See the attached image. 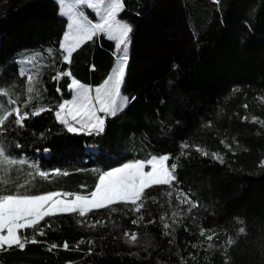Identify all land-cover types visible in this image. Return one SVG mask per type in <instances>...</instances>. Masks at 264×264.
<instances>
[{
    "label": "trees",
    "instance_id": "obj_1",
    "mask_svg": "<svg viewBox=\"0 0 264 264\" xmlns=\"http://www.w3.org/2000/svg\"><path fill=\"white\" fill-rule=\"evenodd\" d=\"M118 18L133 27L121 92L135 99L115 116L102 114L104 132H69L54 111H46L24 127L9 123L0 142L13 158L27 161L18 183L29 181L20 189L29 194L87 195L107 169L162 154L179 157V183L146 190L156 200L149 199L140 213L117 204L116 212L56 216L47 235L37 237L41 243L0 253V264H224L226 256L230 264H264V125L251 120H264V0H124ZM65 25L56 0H0V87H13L26 98V76L18 69L39 73L34 87L40 95L24 110L55 109L70 98L71 77L53 79L60 71L96 86L113 67L115 44L105 35L83 43L70 64L63 61L59 41ZM183 142L190 147L182 149ZM196 146L219 153L224 162ZM56 169L69 175H56ZM37 170L50 177L35 175ZM178 189L190 193L199 207L189 213L187 204H178ZM168 191L171 197L164 195ZM176 211L181 215L174 218ZM138 215L144 222L133 225ZM95 221L101 223L87 226ZM241 226L245 234H238ZM201 228L219 235L208 241ZM125 232L137 233V242L129 243ZM229 236L235 241L231 246ZM64 241L68 250L48 251L47 245ZM209 243L215 248L206 250Z\"/></svg>",
    "mask_w": 264,
    "mask_h": 264
},
{
    "label": "snow or ice",
    "instance_id": "obj_2",
    "mask_svg": "<svg viewBox=\"0 0 264 264\" xmlns=\"http://www.w3.org/2000/svg\"><path fill=\"white\" fill-rule=\"evenodd\" d=\"M59 3L61 5L60 15L68 18L67 30L59 45L62 60L70 64L73 52L83 43L92 41L98 35H105L115 44L116 51L113 55L116 58V63L109 76L95 88L94 97L91 95L92 87L72 76L71 71L58 72L53 77L54 80L58 81L61 77H71V83L67 87L75 93L72 99L64 100L55 109L48 105L33 106L31 112L24 109L40 95L39 90L34 87V81L38 83L39 73L36 71L26 75L21 72L20 75H26L27 80L26 92L28 95L26 98L22 99L21 96L17 95L13 87H0V131L6 130L9 123L24 127L27 119L46 111H54L57 121L65 125L69 132H86L88 135L101 134L105 130V118L98 113H103L105 117L115 116L123 111L131 100L135 99V97L123 96L121 92L129 61V45L133 32L131 24L118 19L119 13L124 9V0H59ZM82 5H86L95 11L99 18L98 22H92L83 11H79V6ZM48 52L51 54L52 49H49ZM38 58L39 54L33 56L32 60L37 61ZM92 70H95L94 65H92ZM60 91L61 89L58 87L57 92ZM233 91H238V89ZM21 104L24 105L23 108ZM244 107L247 108L248 106L244 105ZM243 119H248V117ZM251 120L253 123L264 125V120L255 116L251 117ZM211 124L212 122L209 121L208 126ZM221 143L224 144L225 141L222 140ZM226 146L231 150V145ZM181 147L188 149L190 145L188 142H183ZM196 150L204 155H212L221 163L224 162L223 156L219 153H208L199 146H196ZM170 160L173 162L168 164ZM178 161L179 157L174 158L171 154H162L151 156L146 160L126 163L122 167L102 172L98 175L94 189L88 195L61 191L29 194L27 191L21 192L20 189L28 188L30 182L26 180L23 183H18L19 173L22 171L21 166L26 165L27 161L23 158H13L7 147L0 142V253L8 252L13 248L24 251L29 244L41 243L37 237L46 236V229L51 230L53 228L50 221L59 215L70 214L84 218L88 213L99 209H109L111 212H116L118 209L114 205L117 204L130 207V210L140 213L146 208V202L149 199L156 200L154 196L149 197L146 190L154 186L172 187L174 183L178 185L179 181L175 175L179 167ZM261 166H264V161H261ZM146 167H149L150 170L146 171ZM54 171L56 175H69L68 172H61L59 169ZM26 175L34 179L32 172H28ZM35 175L44 179L50 177V173L42 170H37ZM84 187L85 185H81V188ZM5 192L9 194H5ZM164 195L171 197L173 193L168 191ZM61 197L64 198L61 199ZM176 200L180 205L187 204L189 213L199 207V203L191 199V194L182 189L176 191ZM180 215L179 211L172 213L174 218ZM160 220L163 222L164 217L161 216ZM143 222V215H138L136 219L132 220L133 225ZM238 222L241 225L244 223L243 221ZM76 223L82 225L84 220L78 219ZM100 223V221H95L87 226L95 228ZM147 223L151 224L155 221L149 220ZM175 223L176 220L174 219L173 224ZM163 227L168 229L171 225L163 223ZM29 230L31 235L27 234ZM208 232L211 234H207ZM245 233V227H239L238 234ZM164 234L168 235L169 233L165 232ZM199 234L206 237L208 241H212L214 236L219 235L214 230L204 228L200 229ZM124 235L130 237L129 243L137 242V233L125 232ZM84 242L82 238L77 242L75 248L79 250V245ZM88 243L93 244L94 241H88ZM234 243L232 236H229L226 244L231 246ZM59 247L68 250L70 246L68 241H64L62 245L55 243L47 245L48 251ZM192 247L196 248L197 245L193 244ZM214 248L215 245L209 243L206 250ZM224 253H227L226 248ZM88 254H92L91 248H89ZM182 264H186V261H182ZM224 264H230L229 257L226 256Z\"/></svg>",
    "mask_w": 264,
    "mask_h": 264
},
{
    "label": "rangeland",
    "instance_id": "obj_3",
    "mask_svg": "<svg viewBox=\"0 0 264 264\" xmlns=\"http://www.w3.org/2000/svg\"><path fill=\"white\" fill-rule=\"evenodd\" d=\"M56 2H57V4H58V12H59V14H60V8H61V5H60V3H59V0H56ZM79 11H83L84 12V14L92 21V22H98V16L96 15V13H95V11L93 10V9H91V8H88L86 5H82V6H79ZM65 18H66V25H65V29H64V32H63V34H62V36H61V38H60V41H59V45H60V42L63 40V36H64V33H65V31L67 30V24H68V18L66 17V16H64ZM119 19V18H118ZM121 20V19H120ZM122 21V20H121ZM66 54V53H65ZM115 63H116V60L114 61V64H113V67H114V65H115ZM112 67V68H113ZM112 70V69H111ZM18 72H19V74L21 73V72H23L22 70H21V68H19L18 69ZM110 73H111V71H110ZM109 73V74H110ZM109 74H108V76H109ZM27 75V74H26ZM25 75V76H26ZM107 76V77H108ZM106 77V78H107ZM70 83H71V81H70ZM103 83V82H102ZM102 83H100V84H98V85H96V86H91L92 87V92H91V95L94 97L95 96V88L97 87V86H99V85H101ZM70 93H71V95H70V98H68L67 100H71L72 99V97H73V95L75 94L72 90H70ZM63 102V101H62ZM61 102V103H62ZM97 107H98V105H97ZM98 115H100V113H98ZM65 126V125H64ZM66 127V126H65ZM77 127H78V125H77ZM67 128V127H66ZM137 161V160H136ZM130 162H134V160H128V161H124V162H122V163H120L119 165H117V166H115V167H112V168H109V169H107L106 171H110V170H112V169H114V168H119V167H122L124 164H126V163H130ZM145 170L147 171V170H150V168L149 167H146L145 168ZM105 171V172H106ZM88 195V194H87ZM64 197H61V199H63ZM70 198H74V197H70Z\"/></svg>",
    "mask_w": 264,
    "mask_h": 264
},
{
    "label": "crops",
    "instance_id": "obj_4",
    "mask_svg": "<svg viewBox=\"0 0 264 264\" xmlns=\"http://www.w3.org/2000/svg\"><path fill=\"white\" fill-rule=\"evenodd\" d=\"M103 113H100V115L102 116Z\"/></svg>",
    "mask_w": 264,
    "mask_h": 264
}]
</instances>
